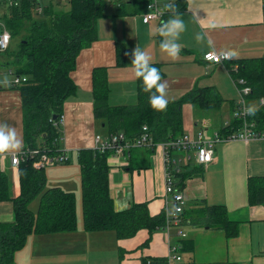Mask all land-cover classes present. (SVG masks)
I'll return each mask as SVG.
<instances>
[{
    "label": "crops",
    "instance_id": "crops-1",
    "mask_svg": "<svg viewBox=\"0 0 264 264\" xmlns=\"http://www.w3.org/2000/svg\"><path fill=\"white\" fill-rule=\"evenodd\" d=\"M115 7L108 5L104 15L96 20L98 38L80 51L76 68L71 71L77 90L63 104L64 119L59 127V146L70 156L66 163L44 169V187L48 185L45 189L58 187L81 195L80 168L78 164L73 167L70 157H76L82 148H93L97 135L103 140L109 136L93 115L94 68H108V103L112 106L136 102V78L131 64L135 47L147 53L151 63L162 67L168 100L214 87L221 98L219 103L201 108L196 102H187L181 108L183 135L197 139L199 135L211 137L231 120L238 94L226 70L228 63L206 62L203 53L235 51L232 61L264 55V0H186L184 9L178 12L186 28L177 41L182 51L176 59L160 49L162 38L156 34L158 26L175 13L144 23L142 13L133 12L135 7L131 4L123 16L113 14ZM117 42L126 48V64L122 67L116 66ZM9 70L1 68L0 75ZM4 81H0L4 85L0 87V125L15 128L20 149L24 145L20 95L16 88H8L12 80L7 84ZM250 104L254 105L252 101ZM213 150L212 160L200 171H195L200 166L190 161L194 169L181 189L185 200L181 228L187 233L185 238L177 235L175 229L169 233L163 229L153 233L140 229L133 237L120 239L114 231H86L79 225L74 231L30 234L14 264H150L160 259L166 261L157 264H264V202L250 205L247 191L249 178L264 179V140L220 142ZM183 154L175 151L171 157ZM187 155L193 157V149L187 150ZM8 157L2 158L0 171L7 176L9 197L15 198L20 193L19 171ZM108 164L109 196L115 209L145 202L150 215L164 210L168 200L163 194L164 160L156 148H134L125 161L110 156ZM37 202L36 209L39 198ZM206 205L226 208L228 218L237 224L234 236L228 237L224 230L203 221L192 223L198 217L196 211ZM13 219L12 202L0 201V222ZM170 246H179V261H168Z\"/></svg>",
    "mask_w": 264,
    "mask_h": 264
},
{
    "label": "trees",
    "instance_id": "trees-1",
    "mask_svg": "<svg viewBox=\"0 0 264 264\" xmlns=\"http://www.w3.org/2000/svg\"><path fill=\"white\" fill-rule=\"evenodd\" d=\"M186 0H175L176 12L185 7ZM134 3L133 12L143 13L145 5L139 0H68L66 11L57 10L47 3L43 13L37 16L33 4L22 1L18 7L4 8L2 20L11 32L8 48L0 53V68L12 70L14 75L25 76L26 81L8 85L19 91L22 113L23 148H40L49 155L59 147L60 131L52 116L63 113V104L72 97L77 85L71 77L76 68L80 51L97 40L96 20L104 15L108 5L114 4L113 14H127L126 6ZM14 40V47L10 46ZM116 66L126 64L125 44L115 46ZM164 72L160 64L152 63ZM237 64L236 70L231 65ZM234 77L242 78L251 87L250 99L255 103L264 98V55L237 58L226 65ZM107 67H96L92 72V103L96 121L103 125L107 135L123 133L128 139L136 138L146 125L151 136L150 148L155 143L175 139L183 134L182 112L184 103L196 102L201 108L219 103L221 98L214 87H205L188 92L177 100H169L163 112L149 104V93L136 77V102L132 105L108 103ZM0 87L4 85L0 82ZM197 92H200L197 93ZM255 116H250L258 130H264V105L257 106ZM57 122V121H56ZM239 128L236 120L218 130L221 137L234 133ZM41 141V142H40ZM109 151L93 148L77 151L76 160L80 168L81 214L83 229L86 231L111 230L118 238L133 237L140 229L149 233L163 229L166 223L164 210L150 215L147 203L117 210L109 196L108 175ZM187 163L174 174L176 189H183L186 178L194 169ZM20 193L15 198L8 194L7 176L0 171V201L10 200L13 204L14 219L0 222V264H14V254L23 248L30 234L58 233L77 229L76 197L73 192L58 187L43 189L44 169L32 166L31 159L18 164ZM201 167H196L200 171ZM248 203L264 202V179L249 178L247 184ZM39 204L36 211L28 205L36 197ZM185 209V208H184ZM184 212V211H183ZM198 217L192 223L214 225L224 230L226 236H234L237 224L228 218L227 210L221 205H206L196 211ZM166 259L153 260L150 264L164 263ZM145 264L146 261H143Z\"/></svg>",
    "mask_w": 264,
    "mask_h": 264
},
{
    "label": "built area",
    "instance_id": "built-area-1",
    "mask_svg": "<svg viewBox=\"0 0 264 264\" xmlns=\"http://www.w3.org/2000/svg\"><path fill=\"white\" fill-rule=\"evenodd\" d=\"M22 1L26 0H0V53L4 52L10 43L11 32L6 28L2 18L4 8L18 7ZM33 4L34 13L37 16L42 15L44 5L51 3H64L68 0H28ZM145 5L144 11L142 13V20L144 23H149L150 21L162 20L167 18L174 12L164 9V5L169 2V0H139ZM161 10H163V15H161ZM223 53L216 52L213 50L206 51L203 53L202 57L206 62L214 64H225L229 63L231 60L224 58ZM227 65V64H226ZM225 65V66H226ZM238 68L237 64L231 65V69L236 70ZM226 70L233 82L237 96L234 100V109L231 113V120L225 122L224 126L229 125L232 120H236L239 124V128L232 134L221 137L218 131L215 132L211 137H203L199 135L197 139H192L191 135H181L175 139L162 141L155 143L152 147L156 148L163 156L164 160V195L168 198L166 199L164 212L166 217V223L163 228L165 233H169L171 229H175L177 235L181 238H185L187 233L181 228L182 225V214L185 208V200L181 190L176 189L174 183V174L181 171V169L189 163L191 160L200 167H205L211 160L214 153V148L217 143L226 142L231 140L249 141L252 139L264 140V130H258L256 124L250 119V116L244 112L246 106L250 105V93L251 87L248 86L244 79L234 77L230 73L229 68L226 66ZM14 77L11 81L12 85L20 84L26 81L25 76L14 75L12 70L8 71ZM256 106L264 105V98L261 97L255 103ZM64 115L61 114L57 116L56 119H52L55 126H60L63 122ZM57 121V122H56ZM95 146L93 149L105 152L109 151L111 156L120 158L125 161L128 159V153L134 148H141L151 145V136L148 132L146 125H142L139 135L134 139H128L123 133H117L114 135H109L105 140L101 138L100 135L95 137ZM193 149V157L187 155V150ZM181 151L184 154L180 157H171V152ZM9 156L10 163L13 166H18V164L26 159H31L32 166L36 169H45L47 167L66 163L69 160L68 153L63 151L60 146L57 148L55 154L49 155L46 151L40 148L25 149L20 148L16 151H10L6 153H0V163L4 156ZM179 246H170L168 261L174 260L179 261L181 256L177 254V249Z\"/></svg>",
    "mask_w": 264,
    "mask_h": 264
},
{
    "label": "clouds",
    "instance_id": "clouds-1",
    "mask_svg": "<svg viewBox=\"0 0 264 264\" xmlns=\"http://www.w3.org/2000/svg\"><path fill=\"white\" fill-rule=\"evenodd\" d=\"M164 9L174 12L175 15L170 16L168 20L158 26L156 34L162 38L159 42V47L170 58L176 59L182 51V45L177 41L181 33L185 31L186 25L180 14L176 12L175 0H169L164 5ZM160 14L163 15V10H161ZM200 35H203V33H200ZM235 55V51L223 53L224 58L228 59ZM131 56L134 75L142 81L144 90L149 93L150 106L157 111H165L169 104V100L166 98L168 85L166 81L162 80L160 70L150 62L151 57L138 47L134 48ZM3 83L7 84V80ZM257 111L258 107L251 104L244 109V112L249 116H255ZM19 146L20 139L15 128L8 125H0V153L16 150Z\"/></svg>",
    "mask_w": 264,
    "mask_h": 264
},
{
    "label": "rangeland",
    "instance_id": "rangeland-1",
    "mask_svg": "<svg viewBox=\"0 0 264 264\" xmlns=\"http://www.w3.org/2000/svg\"><path fill=\"white\" fill-rule=\"evenodd\" d=\"M132 6H134V3H132L131 4ZM55 6H57L56 7V9L57 10H63V11H66L67 9H68V4H67V2H64V3H60V4H57V5H55ZM14 45H15V43H14V40L13 41H11V44H10V46H12V47H14ZM1 69V68H0ZM13 75L11 74V73H8V72H4L3 74H1L0 75V81H2V80H7V81H11V80H13ZM70 163L71 164H73V167H74V165H77L78 163H77V160H76V157L74 156V155H72L71 157H70ZM50 167H52V166H50ZM50 167H47V168H50ZM194 168V167H193ZM195 171H196V167H195ZM47 184H46V187H44V189L45 188H47ZM76 215H77V222H78V226L80 225L81 226V224H82V214H81V195H80V193H78V194H76ZM38 201V196H36L30 203H29V205H28V207L30 208V209H32L33 211L36 209V207H37V202ZM24 247V246H23ZM23 249V248H22ZM22 249H20V250H22ZM27 249H31L32 250V248H30V247H28ZM20 250H18V251H20ZM18 251H16L15 252V254H14V258H15V260H16V258L18 257V255H19V253H18ZM21 255V254H20Z\"/></svg>",
    "mask_w": 264,
    "mask_h": 264
},
{
    "label": "water",
    "instance_id": "water-1",
    "mask_svg": "<svg viewBox=\"0 0 264 264\" xmlns=\"http://www.w3.org/2000/svg\"><path fill=\"white\" fill-rule=\"evenodd\" d=\"M56 118H57V115H53V116H52V119H56Z\"/></svg>",
    "mask_w": 264,
    "mask_h": 264
},
{
    "label": "bare ground",
    "instance_id": "bare-ground-1",
    "mask_svg": "<svg viewBox=\"0 0 264 264\" xmlns=\"http://www.w3.org/2000/svg\"><path fill=\"white\" fill-rule=\"evenodd\" d=\"M70 156V155H69Z\"/></svg>",
    "mask_w": 264,
    "mask_h": 264
}]
</instances>
